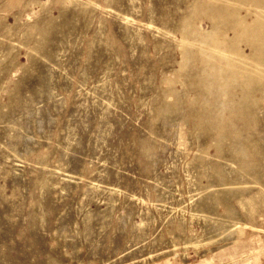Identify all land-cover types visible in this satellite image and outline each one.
Masks as SVG:
<instances>
[{
	"label": "rangeland",
	"instance_id": "obj_1",
	"mask_svg": "<svg viewBox=\"0 0 264 264\" xmlns=\"http://www.w3.org/2000/svg\"><path fill=\"white\" fill-rule=\"evenodd\" d=\"M0 264H264V0H0Z\"/></svg>",
	"mask_w": 264,
	"mask_h": 264
}]
</instances>
